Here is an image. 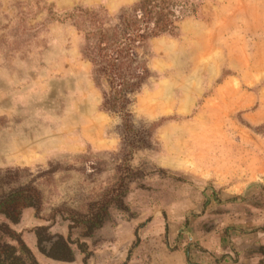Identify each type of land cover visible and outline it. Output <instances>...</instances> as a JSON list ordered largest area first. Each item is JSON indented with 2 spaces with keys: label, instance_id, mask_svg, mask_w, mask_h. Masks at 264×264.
Here are the masks:
<instances>
[{
  "label": "rangeland",
  "instance_id": "1",
  "mask_svg": "<svg viewBox=\"0 0 264 264\" xmlns=\"http://www.w3.org/2000/svg\"><path fill=\"white\" fill-rule=\"evenodd\" d=\"M136 1L0 0V199L35 189L31 219L66 238L71 214L126 191V210L109 209L80 239L84 262L108 238L101 230L123 222L142 231L158 219L166 233L226 240L232 214L240 230L264 229V0H175L185 12L140 51L149 74L126 112H104L73 14L114 23Z\"/></svg>",
  "mask_w": 264,
  "mask_h": 264
},
{
  "label": "trees",
  "instance_id": "2",
  "mask_svg": "<svg viewBox=\"0 0 264 264\" xmlns=\"http://www.w3.org/2000/svg\"><path fill=\"white\" fill-rule=\"evenodd\" d=\"M185 9V4L175 0H137L114 23L99 12L73 14L84 32L82 57L90 63L91 78L102 95L100 110L126 112L149 74L140 51L149 40L172 33ZM125 192L118 186L102 202L90 204L87 214H71L66 238L50 234L47 227L35 228L39 254L58 264L74 262L75 250L85 253L86 245L80 239L91 238L104 225L109 209L126 210ZM40 206L41 197L31 187L18 188L0 199V216L5 220L0 223V264H39L11 225L19 223L24 209L38 211ZM73 230L78 231L75 240L71 239Z\"/></svg>",
  "mask_w": 264,
  "mask_h": 264
},
{
  "label": "crops",
  "instance_id": "3",
  "mask_svg": "<svg viewBox=\"0 0 264 264\" xmlns=\"http://www.w3.org/2000/svg\"><path fill=\"white\" fill-rule=\"evenodd\" d=\"M217 184V183H216ZM246 184L232 187L226 191L230 196L240 195L244 192ZM230 214L225 220L233 224V234L230 239L221 238L220 235L211 232L199 234L196 238L186 237L181 230L175 233L164 231V225L155 219L147 224L146 229L138 231L136 222H123L113 225L112 228L102 229L100 235L108 238L99 248H96L94 257L86 262L82 258H75L74 262L68 264H259L264 258L257 253L258 248H264V229H239L235 225L238 218ZM238 217V216H236ZM0 222L5 220L0 217ZM43 223L33 221L31 212L26 209L22 213L21 220L11 228L18 234H22V239L26 246L33 252H38L36 248V238L31 231L34 227H40ZM27 230V231H26ZM167 236H166V234ZM182 235V236H181ZM182 237H185L187 242ZM137 247L128 258V251L132 243ZM182 239V242L180 240ZM176 243V249H169V242ZM193 247L200 250L199 253L191 251ZM189 253V258L186 257ZM38 262L42 264H58L44 256L35 254Z\"/></svg>",
  "mask_w": 264,
  "mask_h": 264
}]
</instances>
